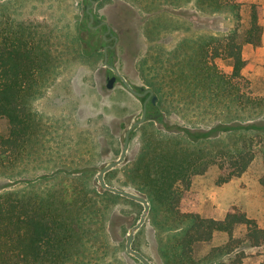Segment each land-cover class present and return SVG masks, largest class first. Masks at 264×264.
<instances>
[{
    "label": "trees",
    "instance_id": "16d2710c",
    "mask_svg": "<svg viewBox=\"0 0 264 264\" xmlns=\"http://www.w3.org/2000/svg\"><path fill=\"white\" fill-rule=\"evenodd\" d=\"M193 1L201 10H229L238 23L241 20L242 0ZM260 14L261 5L250 4L243 31L237 26L225 37L185 39L169 55H145L137 64L157 102L147 106V119L137 128L141 135L136 150L120 168L123 184L148 201L155 228L185 226L181 235L169 237L165 251L160 250L163 264H196L194 246L216 235L227 239L210 255L229 257L216 264H241L243 248L264 245V228L245 212L233 209L216 220L182 211L194 177L215 165L228 171L226 181L240 177L263 146L264 118L259 117L264 115V96H253L243 82L242 54L244 45H262ZM159 26L149 33L156 37ZM50 38L41 23L0 14V121L6 122L5 134L0 133V170H13L44 148L46 131L33 105L60 74L61 57L53 52ZM221 62L231 66L230 73L221 69ZM174 104L207 120L211 129L172 125L166 114ZM116 170L104 176L110 186ZM93 173L86 167L74 172L68 168L0 193V264H74L78 258L85 262L95 243L104 245L110 206L133 201L90 187ZM239 227L245 232L236 237ZM107 254L102 251L95 258L102 261Z\"/></svg>",
    "mask_w": 264,
    "mask_h": 264
},
{
    "label": "rangeland",
    "instance_id": "374dc122",
    "mask_svg": "<svg viewBox=\"0 0 264 264\" xmlns=\"http://www.w3.org/2000/svg\"><path fill=\"white\" fill-rule=\"evenodd\" d=\"M242 2L239 23L232 11L207 12L197 8L193 0H101L94 12L111 26L120 28V46L114 52L116 61L112 64L132 86L151 89L137 65L145 55L160 53L167 56L185 39L225 37L237 26L243 31L247 26L250 4L261 5L262 45H244L242 54L246 61L243 82L246 81L253 96L262 97L264 0ZM85 5H88V0H0V14L5 17L45 25L51 35L53 52L61 57L60 74L33 105L46 131L44 148L35 157L20 161L13 170H0V193L26 187L29 181L52 176L60 170L69 168L74 172L85 167L94 171L89 186L102 190L97 180L100 169L119 157L126 130L141 116L142 101L129 93L121 82H116L111 90L106 88V78L113 75V71L103 65L102 53L88 56L96 43L85 31ZM158 24L159 33L154 37L149 31H155ZM219 66L230 73L231 66L226 62ZM82 70H85L84 80ZM172 110L166 114L172 125L193 130L211 129L207 120L190 114L184 105L174 104ZM262 118L264 115L259 117ZM5 132L6 122L1 120L0 133ZM140 135L141 130H137L136 135L131 136L125 159L135 152ZM121 165L110 176L111 184L135 193L133 188L123 184L125 177ZM227 174V170L215 165L204 175L194 177L189 195L182 200V211L222 220L228 211L236 209L245 212L256 220L260 228H264V143L243 175L226 181ZM142 212L143 206L136 201L121 200L111 205L106 220V243L93 244L95 248L90 250L92 257L88 256L85 262L78 258L74 264H140L127 254L125 240ZM162 218L163 214L157 219L161 221ZM170 223L168 221L166 226ZM184 230L185 226H177V229L164 227L163 230L155 228L148 213L144 224L135 232L133 248L153 264H163L160 250L163 248L165 251L171 236L181 235ZM244 230V227H239L234 235L240 237ZM226 239L225 235H216L211 242L196 244L192 255L195 263L227 262L228 256L210 255L212 248L223 244ZM102 251L108 254L101 261L95 256ZM243 251L246 256L241 264L264 262V245L247 246Z\"/></svg>",
    "mask_w": 264,
    "mask_h": 264
},
{
    "label": "water",
    "instance_id": "95a60500",
    "mask_svg": "<svg viewBox=\"0 0 264 264\" xmlns=\"http://www.w3.org/2000/svg\"><path fill=\"white\" fill-rule=\"evenodd\" d=\"M95 4V0L91 1V5L87 6L85 8L86 13L89 14L90 16V20H93V14L90 12V10L93 8ZM105 23V22H101ZM106 50V49H105ZM103 65H105L106 67H108L109 69H111L113 71V75L112 77H107L106 78V88L111 90L113 89L115 82L117 79H119L121 81V83L123 84L124 88L131 93L132 95L136 96V97H143L146 94L149 95V97H152V103L155 104L157 101V96L154 95V92L149 89V88H145V87H141L140 90L141 92L137 91L117 70V68L109 63L107 61V56L105 54L104 59H103ZM149 97L144 101L143 105H142V113L141 116L138 120L134 121L129 128L126 130L125 132V136H124V141H123V146L120 152L119 157L116 160H113L109 163H107L106 165H104L98 175H97V180L98 183L100 185V188L102 190H106V191H110L112 193H115L117 195L129 198L131 200H134L136 202H139L143 205V212L140 216L139 221L131 228L130 233L128 234L127 238H126V251L128 254L134 256L136 259H138L141 263L143 264H151L141 253L135 251L132 248V242H133V238H134V233L135 231H137L145 222V219L150 211V205L148 203V201L144 198L141 197L135 193H132L130 191L124 190V189H119L116 188L114 186H110L106 183L105 181V174L109 171H111L112 169L116 168L117 166H119L120 164H122L125 160L128 148H129V144H130V140H131V134L133 133V131L140 126L141 124H143L146 119H147V101L149 99Z\"/></svg>",
    "mask_w": 264,
    "mask_h": 264
},
{
    "label": "flooded vegetation",
    "instance_id": "af4514ba",
    "mask_svg": "<svg viewBox=\"0 0 264 264\" xmlns=\"http://www.w3.org/2000/svg\"><path fill=\"white\" fill-rule=\"evenodd\" d=\"M91 1L92 0H88V5H85V8L89 5H91ZM100 2V0H95V4L93 6V8L90 10V12L93 14V20H90V16L89 14L86 13L85 10V17L87 18V23L85 26V31L88 32V34L90 35L89 37L93 36L92 39L95 40V43L97 45L96 49H94V51L90 54H94V53H98L101 52L102 53V62L104 59V56L106 54L107 56V61L109 63H113L114 61H116V57L114 56V52L116 51V49L118 48V46H120L119 44V33H118V28L111 26V24L107 21L102 20L100 17H98L94 10L95 7L97 6V4ZM101 22H105L102 23ZM120 29V28H119ZM106 49V50H105ZM88 55V56H90ZM118 58V57H117ZM107 77H112V75H109ZM116 82H121L119 79L116 80ZM115 82V83H116ZM123 85V84H122ZM124 87V86H123ZM133 87L141 92L140 88L143 86H136L133 85ZM146 88V87H145ZM149 97L148 94H146L143 97H137L142 101V105L144 103V101ZM152 97H149L148 101H147V106L149 104L155 105L152 103ZM157 102V101H156ZM148 112V109H147ZM129 199V198H128ZM131 200V199H130ZM134 201V200H133ZM139 203V202H138ZM141 204V203H140ZM142 205V204H141ZM143 206V205H142ZM144 209V208H143ZM150 212V211H149ZM139 221V220H138ZM135 225V224H134ZM133 225V226H134ZM132 226V227H133ZM131 227V228H132ZM131 231V229H130ZM136 232V231H135ZM130 233V232H129ZM128 236V235H127ZM126 236V238H127ZM135 240V233H134V238H133V242H132V248H133V243ZM125 245H126V240H125ZM134 249V248H133ZM126 250V247H125ZM135 250V249H134ZM137 251V250H135ZM127 252V251H126ZM139 252V251H137ZM141 253V252H139ZM128 254V253H127ZM142 254V253H141ZM130 255V254H129ZM143 255V254H142ZM132 256V255H131ZM144 256V255H143ZM133 258H135L134 256H132ZM145 257V256H144ZM146 258V257H145ZM147 259V258H146ZM135 260H137L136 262L141 263L138 259L135 258ZM148 260V259H147ZM151 264H153L150 260H148Z\"/></svg>",
    "mask_w": 264,
    "mask_h": 264
},
{
    "label": "crops",
    "instance_id": "0c3cea01",
    "mask_svg": "<svg viewBox=\"0 0 264 264\" xmlns=\"http://www.w3.org/2000/svg\"><path fill=\"white\" fill-rule=\"evenodd\" d=\"M100 1H101V0H100ZM104 21H107V20H104ZM107 22H108V21H107ZM90 56H92V57H93V55H90ZM82 71H84V72H83V80H84V76H85V75H84V74H85V70H82Z\"/></svg>",
    "mask_w": 264,
    "mask_h": 264
}]
</instances>
